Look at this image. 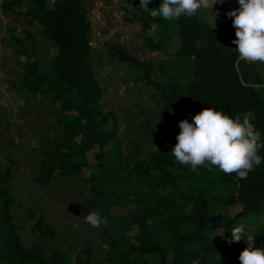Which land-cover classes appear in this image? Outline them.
<instances>
[{"label":"trees","instance_id":"trees-1","mask_svg":"<svg viewBox=\"0 0 264 264\" xmlns=\"http://www.w3.org/2000/svg\"><path fill=\"white\" fill-rule=\"evenodd\" d=\"M126 21L140 27L144 45L167 53L176 38L178 49L169 61L144 64L127 50L108 44L110 56L128 65L137 81L159 91L164 109L178 106L182 112L176 124H168L171 139L155 137V152L137 161L135 153L123 155L117 123L102 109L103 91L91 65V22L84 0H1L0 8L40 27V35L55 48L47 70L22 50L26 58L18 73L19 88L32 96L48 97L58 105L61 139L42 137L35 182L47 185L58 177L77 176L86 185L90 198L86 210L98 211L107 220L101 230L110 237L107 264H240L239 255L247 243H229L231 229L246 224L255 246L264 245V162L238 179L218 168L200 167L191 171L175 160L168 150L177 143L179 121L204 108L213 107L235 118L252 110L251 121L264 141V82L253 74V66L239 60L232 47L235 28L231 18L226 27L212 29L199 10L192 17L174 21L153 18L139 6V0H124ZM162 0H152L158 8ZM152 30L154 37L148 34ZM12 34L15 31L9 29ZM34 42L33 36L23 33ZM184 72V77L177 73ZM182 74V73H181ZM94 154V163L88 154ZM264 157V149L258 153ZM132 164L136 180L145 192L131 191L126 167ZM14 162L0 170V261L4 264H69L57 244L53 225L40 216L33 224L40 243L25 247L12 213L16 202L11 194ZM87 171V174L85 172ZM122 214H114V210ZM163 214H168L163 219ZM223 226L224 237L216 235ZM210 232V234L208 233ZM69 250H73L70 246ZM76 254L74 264H91ZM226 259V260H225Z\"/></svg>","mask_w":264,"mask_h":264},{"label":"rangeland","instance_id":"rangeland-1","mask_svg":"<svg viewBox=\"0 0 264 264\" xmlns=\"http://www.w3.org/2000/svg\"><path fill=\"white\" fill-rule=\"evenodd\" d=\"M84 1L92 30L91 65L103 91L102 109L117 123L123 155L127 158L135 153L137 161L146 160L155 152V137L171 139L168 124L177 123L182 109L171 106L166 111L159 91L138 82L128 65L110 56L107 45L120 46L140 62L158 66L174 57L178 49L177 40L172 38L167 53L151 50L144 45L139 25L126 21L128 7L124 0ZM239 7L238 0L233 6L225 3L215 5L214 11H219L216 28L226 27L229 18L226 13ZM209 14V9L199 10V15L206 22ZM209 26L212 28V25ZM10 28L15 34L9 31ZM24 32L33 36V43ZM148 35L154 37L152 30ZM13 36L21 39L22 50L38 63L40 70L50 68L56 50L40 35L38 24L0 8V170L8 166V159L15 163L11 194L16 207L12 213L21 241L25 247L40 243L33 224L41 216L45 224L54 226L57 244L69 264H74L77 253L86 258V248L91 251V264H107L110 237L100 227L94 228L85 222V216L92 210L83 207L90 198L83 181L77 176H67L55 178L47 185L35 182L41 138L61 139L57 119L59 110L58 105L48 97L32 96L19 88L16 75L22 71L26 58L17 53L21 47L14 43ZM232 47L235 49L236 45L232 43ZM244 62L251 64L252 73L264 82V63ZM177 74L184 77V72ZM167 148L172 151L169 144ZM96 152L93 150L88 154L90 164L94 163ZM125 173L131 191L145 192L136 180L131 163H128ZM122 212L114 210L116 215ZM162 218L167 219L168 214H163ZM68 246L73 250H69ZM0 264L4 263L0 261ZM149 264L156 262L150 260Z\"/></svg>","mask_w":264,"mask_h":264},{"label":"clouds","instance_id":"clouds-1","mask_svg":"<svg viewBox=\"0 0 264 264\" xmlns=\"http://www.w3.org/2000/svg\"><path fill=\"white\" fill-rule=\"evenodd\" d=\"M152 0H139V6L153 18L161 17L165 21H174L182 16L192 17L201 8L210 10L207 23L216 28L215 21L219 11L214 6L224 0H162L158 8H149ZM240 7L230 10L226 16L232 18L239 58L246 62L264 63V0H238ZM255 118L252 110L243 117L235 118L226 114L223 109L204 108L192 117L179 121L180 132L176 136L177 143L172 148L171 155L175 160L191 171L200 167L218 168L226 175L235 174L238 179H246L255 170L264 157L258 153L264 149L261 133L251 122ZM85 222L94 228L106 225L107 220L98 211H91L85 216ZM216 235L224 237L225 229L219 226ZM244 240L247 247L239 255L240 264H264V245L255 246L254 237L246 232V224L239 223L231 229L228 242Z\"/></svg>","mask_w":264,"mask_h":264},{"label":"built area","instance_id":"built-area-1","mask_svg":"<svg viewBox=\"0 0 264 264\" xmlns=\"http://www.w3.org/2000/svg\"><path fill=\"white\" fill-rule=\"evenodd\" d=\"M236 1H237V0H224L223 3H225V4L229 5V6H233V4H234ZM214 8H215V6H214ZM239 60H242V59L239 58ZM242 61H244V60H242Z\"/></svg>","mask_w":264,"mask_h":264}]
</instances>
